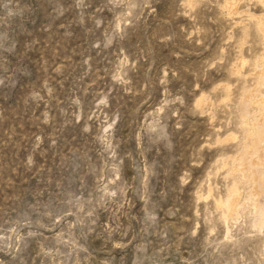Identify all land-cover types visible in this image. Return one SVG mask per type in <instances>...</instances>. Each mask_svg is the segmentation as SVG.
<instances>
[{
  "label": "rangeland",
  "instance_id": "1",
  "mask_svg": "<svg viewBox=\"0 0 264 264\" xmlns=\"http://www.w3.org/2000/svg\"><path fill=\"white\" fill-rule=\"evenodd\" d=\"M263 146L264 0H0V264H264Z\"/></svg>",
  "mask_w": 264,
  "mask_h": 264
},
{
  "label": "bare ground",
  "instance_id": "2",
  "mask_svg": "<svg viewBox=\"0 0 264 264\" xmlns=\"http://www.w3.org/2000/svg\"><path fill=\"white\" fill-rule=\"evenodd\" d=\"M249 105V104H248ZM245 107H247V106H245ZM258 124V123H257ZM257 135V134H256ZM257 137H255V139H256ZM258 138H260V137H258ZM262 141V140H261ZM261 144V143H260ZM259 144V145H260ZM262 145V144H261ZM263 148H264V146H263ZM261 154V153H260ZM259 158L261 159L262 158V156H259ZM245 160V159H244ZM263 160V159H262ZM253 162V161H252ZM254 164V163H253ZM264 165V164H263ZM247 169H249V168H247ZM255 180V179H254ZM259 189V188H258ZM230 208H231V206H230ZM232 211V210H231ZM230 214V213H229Z\"/></svg>",
  "mask_w": 264,
  "mask_h": 264
}]
</instances>
